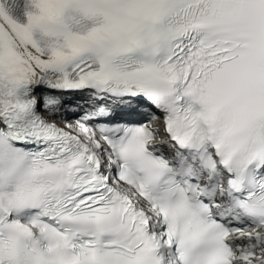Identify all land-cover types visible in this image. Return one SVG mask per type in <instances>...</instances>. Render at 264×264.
Instances as JSON below:
<instances>
[{
    "label": "snow or ice",
    "instance_id": "snow-or-ice-1",
    "mask_svg": "<svg viewBox=\"0 0 264 264\" xmlns=\"http://www.w3.org/2000/svg\"><path fill=\"white\" fill-rule=\"evenodd\" d=\"M0 264H264V0H0Z\"/></svg>",
    "mask_w": 264,
    "mask_h": 264
}]
</instances>
